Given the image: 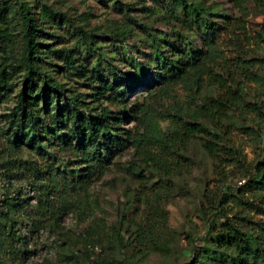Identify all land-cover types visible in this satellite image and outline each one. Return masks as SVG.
<instances>
[{"label":"rangeland","instance_id":"1","mask_svg":"<svg viewBox=\"0 0 264 264\" xmlns=\"http://www.w3.org/2000/svg\"><path fill=\"white\" fill-rule=\"evenodd\" d=\"M186 1L203 6L206 12H215L214 17L208 18L215 25L222 24L223 15L238 17L231 0ZM12 2H24L34 13L40 30L39 56L43 60L40 68L63 87L67 99L80 100L79 107L86 114L95 115L102 109L114 114L127 112L128 118L123 119L121 129L133 133L137 121L130 117L133 115L130 110L136 103H147L162 114L160 128L164 132L170 125V117H164L168 115H180L186 122L214 128L203 108L209 99L219 95V89L207 75L199 90L179 86L167 98L160 99L155 94L161 72V62L153 59L157 50L169 58H177L184 48L188 56L201 49L202 30L189 33L167 19L170 8L179 12L170 0ZM249 10L247 31L254 38L264 32V16L253 5ZM15 12L12 9L7 13L6 28L10 36L2 38L0 43V71L6 70L8 82L5 89L0 85V158L9 149L4 135L8 130L6 117L16 109L19 94L28 95L30 88L20 66L22 34ZM249 48L255 51L247 58L263 59L264 64V45ZM222 49L228 59L238 56L227 41ZM141 68L146 69L144 74ZM219 72L220 66L216 69ZM105 82L111 85L123 82L135 88L128 93L120 89L116 99L108 92L99 94ZM36 86L41 83L36 82ZM36 95L35 92L32 97ZM249 95L248 100L253 101L254 91ZM38 107L43 109L44 105L40 102ZM54 108L52 100L46 110L53 113ZM222 124L224 131L217 130L220 145L239 150L247 175H254L255 166L264 160V138L260 145H254L243 137L236 129L242 122L233 112ZM66 158H61V165L72 168L64 162ZM217 170L220 171L219 165L204 150L201 135L175 149L157 146L141 149L127 144L119 149L104 174L93 180L79 209L61 216L57 228L45 227L39 231L31 242L32 256L26 264H75L68 259L84 251L91 257L84 264L97 260L106 264L109 261L111 264H206L198 252L203 246L214 248L212 240L216 235L212 224L220 219L216 208L225 194L229 200L234 198L232 195L241 197L243 192L242 200L258 207V212H249L252 222L264 225V214L260 211L264 210V197L256 201L250 198L245 173L227 167L220 181ZM15 190L31 196L25 182L0 179V201ZM228 208L233 210L230 204ZM117 227L122 234L127 232L126 239L144 231L141 243H132L125 249L112 248ZM223 252L232 255L230 251Z\"/></svg>","mask_w":264,"mask_h":264},{"label":"trees","instance_id":"2","mask_svg":"<svg viewBox=\"0 0 264 264\" xmlns=\"http://www.w3.org/2000/svg\"><path fill=\"white\" fill-rule=\"evenodd\" d=\"M170 1L179 12L170 8L167 19L189 33L202 30L201 49L188 56L184 48L177 58H169L157 50L153 59L161 62V72L155 94L160 99L167 98L179 86L199 90L207 75L219 89V95L209 99L203 108L214 125L211 130L186 122L180 115H168L164 117H170V125L164 132L160 128L159 115L162 114L147 103H136L130 110L133 113L130 117L137 121V130L133 133L121 129L123 119L128 118L127 112L114 114L102 109L95 115L86 114L79 107L82 102L76 97L67 99L63 87L40 68L43 61L39 56L40 30L32 10L24 2L0 0V43L2 38L10 36L6 28L7 13L14 9L22 34L20 66L25 71V83L30 84L29 94L21 92L16 109L6 117L8 130L4 135L9 149L0 158V179L23 181L31 193L29 196L15 190L0 201V264H26L32 256L31 242L39 231L45 227L57 228L61 216L79 209L93 180L104 174L119 149L127 144L141 149L156 146L175 149L201 135L204 150L219 165L220 171L215 173L220 181L225 169L233 167L245 173L243 177L253 201L264 197V160L257 163L254 175H247L246 167L242 166V154L237 149L222 147L217 133V130L224 131L222 122L233 112L242 122L236 129L243 137L254 145H260L264 138L263 59L247 58L255 51L249 48L251 45L257 48L264 45V32L251 38L246 23L251 15L250 5L260 9L264 16V0H231L238 17L223 15L222 24L216 25L208 20L215 12H206L203 6L189 4L186 0ZM226 41L238 54L235 59L225 56L222 46ZM218 66L220 72L216 73ZM145 70L141 68V74ZM34 77L41 86H36ZM0 85L3 89L8 87L5 69L0 71ZM134 88L133 84L105 82L99 94L108 92L117 99L120 89L128 93ZM251 91H254L253 101L248 100ZM35 92L36 97H32ZM52 100L55 108L50 113L46 106L51 105ZM40 102L43 109L38 107ZM62 157H67L64 162L70 163L72 168L61 165ZM240 194L241 197L232 195L234 198L229 200L225 194L216 208L220 219L212 224L216 235L212 240L214 248L203 246L198 252L206 264H264V225L257 226L249 214L258 207L253 202L243 201V192ZM229 204L233 210L228 208ZM260 211L264 214V210ZM143 232L126 239L127 232L122 234L117 227L111 247L125 249L132 243H141ZM223 251H230L232 255H224ZM90 258L84 251L68 260L84 264V260ZM86 264L106 263L97 260Z\"/></svg>","mask_w":264,"mask_h":264}]
</instances>
